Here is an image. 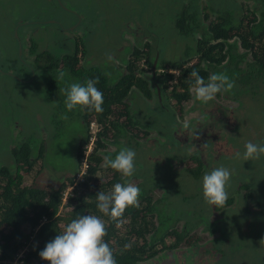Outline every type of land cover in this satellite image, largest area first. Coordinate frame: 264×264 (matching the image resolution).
<instances>
[{
  "label": "trees",
  "instance_id": "trees-1",
  "mask_svg": "<svg viewBox=\"0 0 264 264\" xmlns=\"http://www.w3.org/2000/svg\"><path fill=\"white\" fill-rule=\"evenodd\" d=\"M203 1V7L210 5L213 17H209L207 12L204 13L203 7L202 18L200 17L198 0H179L178 12L174 18L176 30L196 35L192 45L193 54L182 61L167 62L160 54L158 57L154 54L149 59V49L146 48L148 42H142L139 48H131L124 61L126 67H120V75L116 78L107 75L98 66L84 65L82 55L85 50L84 47H78V43H75L74 47L66 45L61 51L57 50L59 52L48 48L37 51L36 45L31 43L28 49L34 55L31 62L25 61L22 52L19 54L24 64L37 66L41 72L49 94L47 99L52 103L54 115L73 114L80 125L76 129L79 132V135H76V146L69 157L74 164L71 169L68 165L72 163L64 164L63 161L59 165L53 159H49V148H45V145L51 142V138H55L54 134L60 130L55 119L51 124L49 120V127L45 125L48 129L43 130L45 136L40 134L23 137L10 147L9 162H0V264H12L21 250L24 251L17 258L18 264H49L40 257L39 252L63 230L64 226L73 219L87 214L97 215L105 220L108 226L105 240L113 248L117 264H138L164 249L176 248L181 241L187 240L189 236L184 238L187 227L179 228L175 225L177 219L182 216L181 212L184 213L183 219H191L193 223L204 219L211 228H218L220 237L228 238L229 241L224 244L233 250L234 259L240 248H244V252L251 251L254 254L253 259L245 261L243 259L246 255L241 252L243 259H237V264H264L262 241L257 242L261 244L260 246L255 242L256 247L252 248L254 250L246 246L245 239L242 238L247 237L244 231L248 229L239 228V223L233 217L223 216L217 223L207 221V215L212 209H222L208 205L203 197L200 178L214 168L212 159H209V162L202 159L194 150H189L194 141L192 137L187 138L192 141L182 143L175 135L180 125L178 115L185 108L184 101L191 96L190 73L194 70L205 81L212 73H226L236 85L231 92H227L230 94H227L228 96L237 99V94L247 89L251 95L253 93L254 96L261 97L263 94L264 97V0ZM137 39L139 41V38ZM239 46L243 48L242 51H239ZM246 55L248 60H245ZM142 56L149 65L148 77L138 75L136 72V63ZM159 68L163 70L160 71ZM97 77L99 83L96 86L102 91L104 98L103 111L96 113L81 110L79 107L69 111L64 102L66 99L64 89L72 83L83 84L87 79ZM240 101L238 109L242 107V100ZM257 111L261 112L259 108ZM232 119L235 120L234 114ZM91 122L96 127L93 133L94 146L87 155V165L81 179L76 180L75 172L81 167L85 145L92 135L89 131ZM218 125L224 131L223 122ZM239 127L234 125L233 129ZM151 129H155L157 134H163L164 139L160 141L148 138ZM240 129L230 134L243 137V132L249 131V128ZM108 140L115 148L105 151L107 156L114 158L123 147L131 148L137 153L136 171L133 176L137 178L135 184L141 189L139 207H130L126 210L127 222L119 229L108 217L99 212L96 195L100 191L110 192L115 183H127L133 176L123 177L110 167H106L105 157L98 149L100 146L104 147V141ZM206 141L211 148L212 141L208 139ZM163 142V147L158 148ZM231 147L236 148L238 152H245L234 136L229 148L234 156L236 150H231ZM157 153L160 154V159L154 157ZM172 157L179 160L187 157L185 166L178 172L169 166L168 161ZM36 160L41 161V165L53 164L54 166H51L56 171L69 169L70 172L58 184L45 186L36 185L35 182L28 183L24 177L34 167ZM243 162L244 167H241ZM247 162L250 163L243 157L240 158L233 170L234 175L228 188L229 198L223 207L224 212L232 203L235 193L240 194L238 192L240 185L245 189L254 190V182L259 177L253 180L251 175L254 173L246 170ZM198 178V184L189 181ZM67 187H70V194L63 198V191ZM242 200L245 201L244 198ZM244 212L248 215L252 210L245 208ZM29 228L34 229L33 246L24 249L30 235ZM252 231L254 232L255 228H252ZM237 233L241 235L242 240L235 246L232 238ZM128 243L132 246L125 249L124 245ZM184 244L190 246L192 243L187 240ZM258 248L261 251L256 250ZM221 253L220 262L232 264L227 258L222 261L223 252ZM168 257V253H163V258ZM228 259L231 260V256H228Z\"/></svg>",
  "mask_w": 264,
  "mask_h": 264
},
{
  "label": "rangeland",
  "instance_id": "rangeland-1",
  "mask_svg": "<svg viewBox=\"0 0 264 264\" xmlns=\"http://www.w3.org/2000/svg\"><path fill=\"white\" fill-rule=\"evenodd\" d=\"M198 2L202 18L204 1ZM178 8L179 0H0V162H9L10 147L23 137L40 134L45 136L43 130L48 131L45 125L49 127V120L51 124L55 119L60 130L54 134L55 138H51V142L45 145V148H49V159H53L59 165L63 161L64 164L72 163L69 157L76 146V135H79L76 129L80 124L73 114L54 115L52 103L47 99L49 94L46 83L38 67L21 61L19 56L21 52L25 61L33 60L34 55L28 51L31 43L36 45L37 51L48 48L56 52L61 51L66 45L74 47V44L78 43L77 46L84 47L85 50L82 55L84 65L98 66L107 75L117 78L120 75V67H126L124 61L131 48H139L142 42H148L149 46L146 48L149 49V59L154 54L155 57L160 54L167 62L182 61L193 54L192 45L196 35L184 34L175 27L174 18ZM203 9L204 13L207 12L209 17H213L209 4ZM238 49L243 50L241 46ZM109 54L114 57L111 61L107 59ZM245 58L249 59L247 55ZM175 70L177 71L176 68ZM136 72L138 75L149 76V65L144 56L137 61ZM227 94L217 95V98L208 104L195 101L191 94L190 98L184 101V110L178 115L180 125L175 135L182 143L192 141L187 139L192 137L194 141L189 150H194L204 160L212 159L214 168L219 166L229 168L234 175L233 170L243 157V153L239 151L241 157L236 158L238 150L231 147V150H236L234 156L229 151L232 137L234 136L243 151H246L245 144L249 141L255 144L264 143V97L263 94L261 97H256L253 93L251 95L247 89L237 94V99ZM240 99L242 107L238 109ZM258 108L261 112L257 111ZM233 114L235 120L232 119ZM186 120L191 126L188 131L182 129ZM221 121L224 131L218 125ZM91 124L92 122L89 131L93 135L96 127L92 129ZM234 125L237 127L242 125L243 128H249V131L243 132V137L230 134L241 130V127L233 129ZM147 137L160 141L164 139V135L157 134L155 129H151ZM90 139L85 145V150ZM206 139L212 141L211 148ZM163 145L164 142L160 143L158 148L161 149ZM91 146H94V142ZM114 148L115 145L108 140L104 141V147L100 146L98 152L106 157L105 151ZM155 155L154 157L161 158L159 153ZM185 159L170 158L168 161L170 168L176 172L180 171L185 166ZM249 162L246 170L254 173L251 175L253 180L259 177L254 182V190L245 189L240 185L238 192L241 195L235 193L232 203L225 212L224 208L212 209L207 215V221L217 223L223 216L233 217L239 223V228L248 229L244 231L247 237L242 239H245L246 246L254 250L252 248L256 247L255 242L262 241L264 247V156ZM51 165L53 164L41 165V161L36 160L24 180L28 183L35 182L36 185L58 184L70 172L69 169L56 171ZM73 165L72 163L68 166L71 169ZM242 166L244 167V162ZM75 179L80 180L77 179L76 172ZM136 180L137 178L133 176L129 181L135 183ZM189 181L198 184L199 178ZM69 188L64 189L63 198L70 194ZM245 208L252 210V213L247 215L244 212ZM181 214L175 225L179 228L187 227L184 238L189 236L187 240L192 244L189 246L184 244L187 240L181 241L178 247L164 249L138 264H228L220 262L221 252L222 261L227 258L232 264H237V259H243L241 252L246 255L243 259L245 261L254 258L251 251L244 252V248H240L234 259L233 250L224 244L229 241L228 238L222 239L218 228H211L204 219L193 223L191 219H183L184 213ZM252 228H255L254 232ZM29 233L24 249L33 246L34 229L29 228ZM240 236L239 233L233 236L235 246L241 243ZM261 244L257 243V246ZM256 250L261 251L260 248ZM163 253H168L169 257L163 258ZM228 256H231V260Z\"/></svg>",
  "mask_w": 264,
  "mask_h": 264
},
{
  "label": "clouds",
  "instance_id": "clouds-1",
  "mask_svg": "<svg viewBox=\"0 0 264 264\" xmlns=\"http://www.w3.org/2000/svg\"><path fill=\"white\" fill-rule=\"evenodd\" d=\"M109 61L114 57L109 54ZM190 93L195 101L208 104L217 98L218 94L231 92L235 81L226 73H212L207 81L197 71L190 73ZM99 78L87 79L83 84L72 83L64 89L66 94L65 105L69 111L79 107L81 110L103 111L104 98L97 88ZM67 117H65L66 119ZM187 120L183 123V130H190ZM243 153L245 161L258 160L264 156V144H255L251 141L245 144ZM135 150L123 147L114 158L105 157L106 167L120 173L123 177H132L136 171ZM241 153H236L240 158ZM232 171L224 166L215 167L202 177L203 197L208 205L223 208L229 198ZM141 189L131 181L115 183L108 193L100 191L96 195L97 208L103 216L108 217L116 226L122 228L127 222L125 212L130 207H139ZM108 235V226L104 219L97 215H81L63 227V230L39 252L43 260L49 264H117L113 248L105 237ZM131 243L125 244V249L131 248Z\"/></svg>",
  "mask_w": 264,
  "mask_h": 264
},
{
  "label": "built area",
  "instance_id": "built-area-1",
  "mask_svg": "<svg viewBox=\"0 0 264 264\" xmlns=\"http://www.w3.org/2000/svg\"><path fill=\"white\" fill-rule=\"evenodd\" d=\"M94 125H95V124L92 122V124H91L92 129H94V128H93V127H95ZM90 138H91V139H90V142H89V146H88L87 150L84 151L85 153H84V157L82 158V161H81V167H80V169L76 172V177H77V179H78V178L81 179V177H82V173L84 172L85 167H86V165H87V155H88V153H89V151H90V149H91V147H92L91 145H92V143H93L94 136L91 135ZM23 251H24V250H21L20 252L17 253V255H16V257H15V259H14V261H13L12 264H18L17 258L23 253Z\"/></svg>",
  "mask_w": 264,
  "mask_h": 264
},
{
  "label": "water",
  "instance_id": "water-1",
  "mask_svg": "<svg viewBox=\"0 0 264 264\" xmlns=\"http://www.w3.org/2000/svg\"><path fill=\"white\" fill-rule=\"evenodd\" d=\"M155 62H156V58L153 60V68H154Z\"/></svg>",
  "mask_w": 264,
  "mask_h": 264
}]
</instances>
